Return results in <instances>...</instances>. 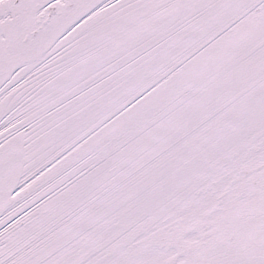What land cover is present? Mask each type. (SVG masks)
Returning a JSON list of instances; mask_svg holds the SVG:
<instances>
[{
  "label": "snow or ice",
  "instance_id": "6c2138e0",
  "mask_svg": "<svg viewBox=\"0 0 264 264\" xmlns=\"http://www.w3.org/2000/svg\"><path fill=\"white\" fill-rule=\"evenodd\" d=\"M0 264H264V0H0Z\"/></svg>",
  "mask_w": 264,
  "mask_h": 264
}]
</instances>
